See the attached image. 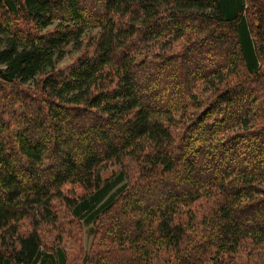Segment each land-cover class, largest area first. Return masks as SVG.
<instances>
[{
	"label": "trees",
	"instance_id": "trees-1",
	"mask_svg": "<svg viewBox=\"0 0 264 264\" xmlns=\"http://www.w3.org/2000/svg\"><path fill=\"white\" fill-rule=\"evenodd\" d=\"M261 212L264 0H0V264H264Z\"/></svg>",
	"mask_w": 264,
	"mask_h": 264
},
{
	"label": "rangeland",
	"instance_id": "rangeland-1",
	"mask_svg": "<svg viewBox=\"0 0 264 264\" xmlns=\"http://www.w3.org/2000/svg\"><path fill=\"white\" fill-rule=\"evenodd\" d=\"M176 45V44H175ZM170 47V46H169ZM165 49H168V48H165ZM77 54H78V52L77 51H74V49H70V51H69V53L67 54V56L64 58V59H62L60 62H59V66H64V65H66V64H68V63H70V62H72V60L74 59V57H76L77 56ZM148 93H149V101L150 102H152V103H155L156 102V100L158 99L159 100V95H151L150 96V91L148 90L147 91ZM251 153H252V156H253V152L251 151ZM249 161V160H248ZM127 165L126 166H124V168H125V174L127 175V176H129L130 174H131V172H132V169H133V167H134V165L132 164V163H126ZM121 170H122V167L119 165V166H115L112 170L110 169V171L111 172H113L112 174H109L111 177H113V178H115V177H117V175L121 172ZM253 218H256L255 216L253 217ZM258 222H260V223H264V213H262L261 212V214L259 213V216H258V218L256 219ZM89 228L90 227H87V228H85L84 229V234H90V230H89ZM91 239H92V237H87L86 238V245L87 246H90L89 244L91 243L90 241H91Z\"/></svg>",
	"mask_w": 264,
	"mask_h": 264
}]
</instances>
